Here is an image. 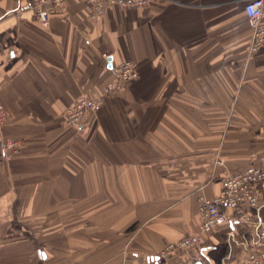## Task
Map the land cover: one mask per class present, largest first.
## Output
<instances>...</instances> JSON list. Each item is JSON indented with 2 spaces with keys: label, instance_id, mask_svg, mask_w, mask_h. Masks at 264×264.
Instances as JSON below:
<instances>
[{
  "label": "crops",
  "instance_id": "obj_1",
  "mask_svg": "<svg viewBox=\"0 0 264 264\" xmlns=\"http://www.w3.org/2000/svg\"><path fill=\"white\" fill-rule=\"evenodd\" d=\"M246 1L108 5L95 21L87 0H63L43 26L26 0H0V142H23L0 155V264H162L198 230L200 197L264 165V44L249 53ZM121 60L139 76L105 95ZM82 95L104 103L75 128L65 115ZM252 232L211 231L209 264H244Z\"/></svg>",
  "mask_w": 264,
  "mask_h": 264
},
{
  "label": "built area",
  "instance_id": "obj_2",
  "mask_svg": "<svg viewBox=\"0 0 264 264\" xmlns=\"http://www.w3.org/2000/svg\"><path fill=\"white\" fill-rule=\"evenodd\" d=\"M27 7L43 26L49 24L52 14L60 10L63 0H26ZM91 6L90 18L99 20L108 5L141 8L148 0H87ZM245 13L252 30L249 53H255L264 44V0H247ZM109 61L111 54H103ZM113 79L105 85L104 94L123 92L136 80L139 73L129 60L111 63ZM104 103L103 98L80 96L67 110L66 120L75 128H83L89 117ZM9 120L5 106L0 102V126ZM19 139L4 138L0 142L2 159L11 160L21 149ZM218 164L222 160L218 159ZM221 191L213 198L200 197V224L194 233L186 234L175 242L168 243L159 253L162 264H209L205 254L208 235L225 224H248L253 227L252 237L239 245L234 254L244 264H264V217L252 214L250 209L264 206V165H250L244 170L227 172L221 178Z\"/></svg>",
  "mask_w": 264,
  "mask_h": 264
},
{
  "label": "rangeland",
  "instance_id": "obj_3",
  "mask_svg": "<svg viewBox=\"0 0 264 264\" xmlns=\"http://www.w3.org/2000/svg\"><path fill=\"white\" fill-rule=\"evenodd\" d=\"M112 95V94H111ZM138 227V224H134V225H132L131 227H130V229H129V231L127 230L126 232H125V234H128V233H130L131 231H134L136 228ZM121 248H123V247H121ZM120 248V249H121ZM125 250H126V248L124 247L123 248V250H122V253H124L125 252ZM239 250H238V247H237V251L235 252V254L238 252ZM233 259H235L236 261H239L237 258H233ZM240 262V261H239Z\"/></svg>",
  "mask_w": 264,
  "mask_h": 264
},
{
  "label": "water",
  "instance_id": "obj_4",
  "mask_svg": "<svg viewBox=\"0 0 264 264\" xmlns=\"http://www.w3.org/2000/svg\"><path fill=\"white\" fill-rule=\"evenodd\" d=\"M109 61H111V59H109Z\"/></svg>",
  "mask_w": 264,
  "mask_h": 264
}]
</instances>
